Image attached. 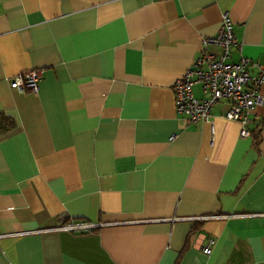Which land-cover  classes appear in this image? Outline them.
I'll list each match as a JSON object with an SVG mask.
<instances>
[{"label":"crops","instance_id":"1","mask_svg":"<svg viewBox=\"0 0 264 264\" xmlns=\"http://www.w3.org/2000/svg\"><path fill=\"white\" fill-rule=\"evenodd\" d=\"M223 15L264 97V0H0V264H264V107L240 138L173 105Z\"/></svg>","mask_w":264,"mask_h":264},{"label":"built area","instance_id":"2","mask_svg":"<svg viewBox=\"0 0 264 264\" xmlns=\"http://www.w3.org/2000/svg\"><path fill=\"white\" fill-rule=\"evenodd\" d=\"M216 47L217 55L206 52V47ZM237 48L231 32V22L223 15L220 19L219 29L213 37L201 41V52L181 77L171 86L173 105L177 114L185 117L187 124L197 121L206 122L210 110L220 100H226L228 108L223 113V119L235 122L239 126L238 136L248 137L246 129L247 115L254 107H264V97L259 94L263 81V70L259 65L255 76L247 74L249 61L241 57L236 63H228L229 51ZM41 70H30L24 74L13 77L8 81L10 89L18 94L26 92L35 93L41 79ZM194 84L200 85L204 99L196 100L191 96L190 88ZM61 220L65 221L64 215ZM97 225L86 223H64L59 231L70 234H83L96 228ZM212 240L202 249L204 255L210 253Z\"/></svg>","mask_w":264,"mask_h":264},{"label":"trees","instance_id":"3","mask_svg":"<svg viewBox=\"0 0 264 264\" xmlns=\"http://www.w3.org/2000/svg\"><path fill=\"white\" fill-rule=\"evenodd\" d=\"M11 127H12L11 122L8 121L6 118H4L3 116L0 115V129L2 131H6V130L10 129Z\"/></svg>","mask_w":264,"mask_h":264}]
</instances>
